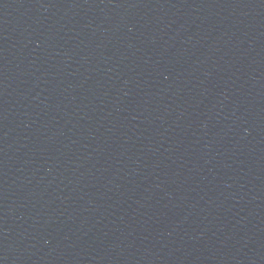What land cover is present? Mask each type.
Returning <instances> with one entry per match:
<instances>
[{"label":"water","instance_id":"1","mask_svg":"<svg viewBox=\"0 0 264 264\" xmlns=\"http://www.w3.org/2000/svg\"><path fill=\"white\" fill-rule=\"evenodd\" d=\"M0 264H264V0H68L0 70Z\"/></svg>","mask_w":264,"mask_h":264}]
</instances>
